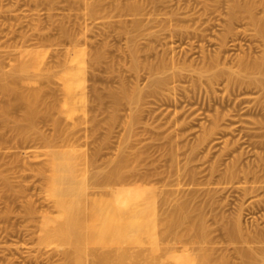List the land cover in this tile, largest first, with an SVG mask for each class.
<instances>
[{
  "label": "rangeland",
  "instance_id": "obj_1",
  "mask_svg": "<svg viewBox=\"0 0 264 264\" xmlns=\"http://www.w3.org/2000/svg\"><path fill=\"white\" fill-rule=\"evenodd\" d=\"M232 2L0 0V68L12 71L20 54L45 58L44 63L53 64L58 79L53 75L48 79L52 72L45 70L34 84L23 78L20 85L28 89L44 86L46 99L59 101L51 114L63 120L64 127L58 133L53 120L42 119L37 130L45 139L36 132L21 140L0 122V264L74 263L64 260V252L68 247L83 246L85 240L60 243L62 238L52 224L63 212L48 193L49 182L39 173L47 150L70 147L87 155L91 160L88 168L101 175L117 164L121 151L129 158L135 151L146 152L138 162L140 169L152 170L150 185L170 197L165 206L158 204L159 209H174L180 201L187 202L193 213L201 208L210 230L208 245L220 247H215L217 253L227 249L219 253L229 252L232 260L240 261L241 245L258 246L252 241L230 242L226 234V226H232L234 220L240 221L246 237L264 226V88L254 81L263 74L251 70V80L247 70L244 78L238 75L246 73L238 70L240 60L260 61L264 56V37L249 14L231 20ZM243 2L238 3L256 4L254 13L259 19L263 17L264 25V0ZM226 26L233 29L230 35ZM226 33L229 46L219 49ZM70 46L85 49L88 56L95 50L102 55L95 67L91 58L86 63H70L80 69L76 82L75 75L59 63ZM135 46L143 63L138 71L131 62ZM160 56L169 59L170 65L173 62V67L168 65L169 70L160 73L169 80L162 91L154 92L143 65ZM231 69L238 73L231 74ZM179 70L182 74L176 73ZM229 73L240 78L230 80ZM211 75L217 76L215 81ZM65 81H73L76 87L73 102L62 91ZM122 84L130 90L143 88L145 101L136 104L126 98L120 104L112 102L110 90H119ZM14 114L21 117L23 112L18 109ZM216 117H220L216 132L201 139L206 129L215 127ZM170 148L173 155L165 153ZM232 169L236 171L231 177ZM5 178L10 179V185L4 184ZM89 182V188L105 192L117 186L102 181L95 187L93 179ZM107 194L102 196L107 198ZM91 247L112 249L109 243L103 248L92 243ZM148 262L150 259L140 261ZM96 263L103 264L100 257Z\"/></svg>",
  "mask_w": 264,
  "mask_h": 264
},
{
  "label": "bare ground",
  "instance_id": "obj_2",
  "mask_svg": "<svg viewBox=\"0 0 264 264\" xmlns=\"http://www.w3.org/2000/svg\"><path fill=\"white\" fill-rule=\"evenodd\" d=\"M236 1L233 0L230 5V10L232 11V16L230 12V17L232 19H230L233 20L235 17L240 18L241 15L245 13L249 14L251 18L249 20H253V24H256V28L259 31L258 33L264 37V25L261 21L263 17L259 19L254 13V6L256 4L254 2L245 3L244 0L243 3L245 4L241 6L240 3H238L240 0L238 2ZM98 2H96V4ZM131 6L134 7V5ZM95 9L97 8L95 7ZM231 22L232 21L229 22V25L232 27ZM227 26L225 29H228L226 32H229L228 34L230 35V31L233 32V29L230 30V26V29L227 28ZM227 37V33L225 36H221L222 39L221 42H219V49H223L224 47L226 49V46H229V39H227ZM86 52L85 49H81L77 46H70L63 60L59 61V63L68 68L70 73L75 75L74 82L77 81L80 69L73 67L70 64L72 61L76 63L83 61L86 63L91 58L95 67L96 65L98 66L101 60H99L100 56L102 58L101 52L97 53L96 50L93 55L90 54L91 56H88V52ZM219 53L221 52L219 51ZM132 54V68L138 71L140 65L142 66L143 63L140 60V54L136 46ZM44 59L45 58L40 59L34 55L26 56L20 54L18 62L15 59L17 64H15L12 71L7 72L0 68V89L4 95V100L2 102L0 101V122L5 127H10L21 140H28L34 133L39 132L37 130V122L42 119H47L49 121L50 119L53 120L58 133L63 132L64 129L63 120H58L51 114L54 113L53 110L58 108L59 101H52L53 99L48 101L45 97V93L47 92H45L46 88L45 90L43 89L44 86L33 87L32 85V88L29 87L28 89V86H26V89L24 86L22 87L23 84L20 85V81L23 78H26V83H33L45 70L52 72L49 74L48 79H51L52 75L54 77L56 76V78L60 77L57 73L53 72V64L50 62L44 63ZM167 60L169 59L160 56V58L158 57L155 61L145 62L143 65L148 69L149 86H151V90L154 92L162 91L169 80L168 76L160 75V73H165L169 70L168 65H170V62L168 61V63ZM261 60L247 61L246 59L245 61L242 59L240 60L241 63L238 70H247L248 72L251 70L254 72L258 70V72L263 74V77H256L254 81L261 84L264 88V56ZM206 68L203 70L206 71ZM236 69H231L230 73L237 74L238 72ZM180 70L176 73L182 74ZM247 71L246 73L242 71V74L238 73V75H246L248 73ZM253 71H251V74ZM211 72L214 74V71ZM230 73L229 77L231 76ZM216 74L218 75L219 73ZM249 74L250 72L248 73V77L250 76L251 78H249V80H251L253 77ZM215 75H211L214 76L212 80L217 77ZM225 76L228 77L227 74ZM232 77H230V80H232ZM234 77L236 78L237 76ZM238 78L240 77L238 76L236 80ZM242 78H244V75L241 79ZM49 81L50 80H48V82ZM74 82L65 81L62 84L63 93L67 94L72 102L76 95ZM109 94L112 97V102L115 104H120V101L126 98L131 101V103L134 102L138 104L145 101L143 98H146V96L144 97L143 88L136 86L130 90L124 84H122L119 90H110ZM101 97L102 96H100V99ZM18 109L23 112L21 117H17L14 114ZM51 116L53 118H51ZM217 118L218 117H216V119ZM219 118L217 119L218 121L214 120L216 121V124H214L215 127L212 129L210 128V130L206 129V134L203 135L201 139H203L204 136L207 138L216 132H214V130L219 125ZM129 123H131L130 120ZM39 134L40 137L45 139L43 133L39 132ZM170 149L166 150L165 153L173 155L172 148ZM121 150H119V152ZM145 153L143 151H135L131 158H129L125 151H121L118 155L117 164L101 175L100 171H92L88 168V164L91 160L87 155L79 153L75 147L53 151L47 150L45 152L44 166L39 168V173L49 182L47 189L48 193L52 194L53 200L61 207L63 212L61 217L54 220L52 229L62 238L60 243L76 242L80 244L85 240L83 246L77 248L68 247L65 252L62 250L64 252V260L66 259V261L74 262L73 264H95L99 257L103 264H111L112 261H114L115 264L120 261L118 262V264H120L125 260L126 261L122 264H127V259L130 260V258L135 260L133 262L135 264H137L136 260L138 261L139 259H141V262L145 259H150V262L146 264H264V226L262 228L260 227V229L256 230L254 233L251 232V230V235L247 234V237L244 235V232V234L242 233V225L239 220H234L235 223L233 225L231 224L232 226H226L228 232L226 234H228L230 236L229 238L232 240L229 239L230 242L236 241L240 243V240H242V244H247V242L259 243L258 246L252 245L253 243L243 246L239 244L241 248L240 246H236L237 250L238 247L240 248L239 254L241 253V259L240 261L234 259V261L228 254V251V253H219L223 251L220 250L218 254L216 248L220 247H216L215 245V248L212 245H208L210 242V230L205 219L206 215L204 216L203 212H201V208H197L198 210L196 209L197 211L193 213L194 211L192 212L189 210L190 206H188L187 202L180 201V203L175 200L178 204L176 203L177 205L174 209H167V207H164L165 210H163V208L159 209L158 204H164L163 206H165L170 197L166 194H161V192L157 190V186L150 185L149 176L152 174V170L140 169L138 162L145 157ZM235 171V169L234 172L233 169L231 172L229 171L231 177L234 175ZM132 175L134 179H132L133 177L130 178ZM6 179L7 178L4 179V184L8 186L10 185V179H8L9 181ZM90 179L94 180L93 186L95 185V187L101 184L102 181L108 185L109 183H117V186H112L108 192L101 191V189L97 190L96 188L91 189L89 188V184L91 183L89 182ZM244 188L242 189L244 190ZM106 193L109 195L107 198L102 196ZM92 243L101 244V247L109 243L112 245V247H110L112 249L96 250V247H91ZM146 243L150 245L147 246ZM260 243H262V246H259ZM233 247L235 246L233 245ZM226 250L223 252H226ZM90 255L96 257L97 260H91ZM97 256L99 257L97 258ZM132 261L130 262L131 264H133ZM140 261H138L139 264H142Z\"/></svg>",
  "mask_w": 264,
  "mask_h": 264
}]
</instances>
